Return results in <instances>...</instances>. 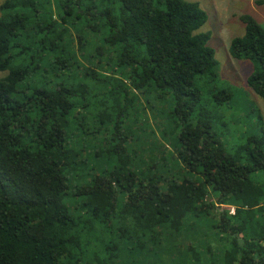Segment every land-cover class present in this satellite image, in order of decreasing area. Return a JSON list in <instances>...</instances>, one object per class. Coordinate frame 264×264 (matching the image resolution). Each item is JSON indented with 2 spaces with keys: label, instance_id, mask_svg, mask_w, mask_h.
<instances>
[{
  "label": "trees",
  "instance_id": "1",
  "mask_svg": "<svg viewBox=\"0 0 264 264\" xmlns=\"http://www.w3.org/2000/svg\"><path fill=\"white\" fill-rule=\"evenodd\" d=\"M207 20L185 0H3L0 264H264V130L228 147L201 108ZM240 21L228 53L264 102V24Z\"/></svg>",
  "mask_w": 264,
  "mask_h": 264
},
{
  "label": "rangeland",
  "instance_id": "2",
  "mask_svg": "<svg viewBox=\"0 0 264 264\" xmlns=\"http://www.w3.org/2000/svg\"><path fill=\"white\" fill-rule=\"evenodd\" d=\"M187 2L198 3L207 13L208 20L200 28L199 33H209V47L214 51L217 62L216 84H206L202 81L201 108L211 111L215 116L213 128L220 133L222 140L227 146H236L244 137L260 133L264 130V102L257 97L247 86V78L254 72L255 64L249 61L233 60L228 53L232 39L241 37L244 34V26L240 21L242 15L252 16L258 23L264 24V0H185ZM3 0H0V5ZM6 73H0V79ZM226 90L232 93L230 103L216 106L212 95L218 90ZM113 91L116 90L113 87ZM151 99V98H150ZM94 102V101H93ZM99 102L106 105H115L112 99H103L95 103L93 111L101 110ZM155 107V106H154ZM157 110L163 123V133L168 134L172 128L165 121V116L170 111L168 99L157 103ZM131 116V115H130ZM159 120V121H160ZM149 122L153 126V119L149 116ZM139 123V122H138ZM143 127L138 124V128ZM154 127V126H153ZM123 130H131L129 118L124 120ZM156 137L167 149L166 153L171 152V141L159 138L158 131ZM168 139H171L169 136ZM166 165L170 164V155H164ZM145 170L144 166L141 167ZM160 176L159 174H157Z\"/></svg>",
  "mask_w": 264,
  "mask_h": 264
}]
</instances>
